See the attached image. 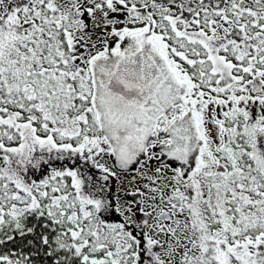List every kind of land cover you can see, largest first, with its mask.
Returning <instances> with one entry per match:
<instances>
[{"label":"snow or ice","instance_id":"1","mask_svg":"<svg viewBox=\"0 0 264 264\" xmlns=\"http://www.w3.org/2000/svg\"><path fill=\"white\" fill-rule=\"evenodd\" d=\"M0 264H264V0H0Z\"/></svg>","mask_w":264,"mask_h":264}]
</instances>
